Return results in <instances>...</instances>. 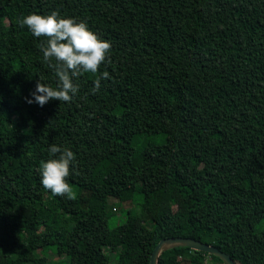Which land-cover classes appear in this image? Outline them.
<instances>
[{"label":"trees","instance_id":"16d2710c","mask_svg":"<svg viewBox=\"0 0 264 264\" xmlns=\"http://www.w3.org/2000/svg\"><path fill=\"white\" fill-rule=\"evenodd\" d=\"M53 11L110 42L111 63L41 107L39 78H58L19 21ZM53 144L75 154V200L41 184ZM263 224L264 0H0V264H151L170 237L264 264ZM159 264L225 263L177 248Z\"/></svg>","mask_w":264,"mask_h":264},{"label":"clouds","instance_id":"9594fccd","mask_svg":"<svg viewBox=\"0 0 264 264\" xmlns=\"http://www.w3.org/2000/svg\"><path fill=\"white\" fill-rule=\"evenodd\" d=\"M19 25L26 26L34 37L45 38L39 47L44 61L58 78L57 86L53 87L42 83L43 77H40L35 91L31 93L33 99L27 100L29 104L35 102L43 107L52 100L70 102L79 90L74 78L82 73H97L105 62L111 63V43L91 31L86 22L63 18L59 11H53L50 15H27L19 21ZM109 78V73L104 71L101 79ZM100 86V79H97L94 91L99 90ZM48 152L54 158L47 162L41 161L39 170L42 186L54 196L75 200L76 194L68 182L75 154L56 144L51 145Z\"/></svg>","mask_w":264,"mask_h":264},{"label":"water","instance_id":"95a60500","mask_svg":"<svg viewBox=\"0 0 264 264\" xmlns=\"http://www.w3.org/2000/svg\"><path fill=\"white\" fill-rule=\"evenodd\" d=\"M190 248L195 251L205 252L220 258L225 264H237L234 259L227 253L221 251L215 246L203 243L193 238L170 237L162 239L154 249L151 256V264H159L160 257L163 253L177 249Z\"/></svg>","mask_w":264,"mask_h":264},{"label":"rangeland","instance_id":"374dc122","mask_svg":"<svg viewBox=\"0 0 264 264\" xmlns=\"http://www.w3.org/2000/svg\"><path fill=\"white\" fill-rule=\"evenodd\" d=\"M156 142H157V143H158V142H162V140H161L160 138H158V139L156 140ZM139 199H140V197L138 196V197L135 199V201H134V203H135V204H134V208L137 209V210H138V205H136V204H137V200H139ZM112 205H114V203H113ZM131 207H132V204H131V203H124V204H122L121 207H119V210L117 211V213H115V215L113 216V218H112V220H111V228H114V227H116V226H118V225L124 223L125 218H126V216H127V211H128V209H131ZM263 229H264V224H263V225H260V226L257 228V230H259V231H261V230H263ZM38 255H39V256H43L44 253L39 252ZM108 255L111 257V264H116V262H117V256L114 255V254H111L110 252H108ZM62 259H63V258H60V257L54 256V255H52L51 253H50L49 256H48V261L51 262V263H53V262H57V261H60V260H62Z\"/></svg>","mask_w":264,"mask_h":264}]
</instances>
